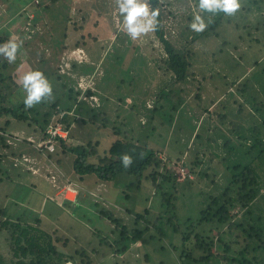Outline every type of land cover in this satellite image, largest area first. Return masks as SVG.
I'll return each mask as SVG.
<instances>
[{
    "label": "rangeland",
    "instance_id": "1",
    "mask_svg": "<svg viewBox=\"0 0 264 264\" xmlns=\"http://www.w3.org/2000/svg\"><path fill=\"white\" fill-rule=\"evenodd\" d=\"M255 1L254 7L263 12L264 0ZM158 9L165 37L180 51L190 52L191 67L183 82L175 83L169 71L163 70L167 57L155 32L133 40L123 30L124 17L118 12L116 0H0V36L9 37L0 47L13 37L18 44L16 59L11 63L0 52V75L4 76L0 95L7 98L5 102L0 100V107L24 102L27 93L21 81L30 71L42 72L52 87L51 97H42L31 108L24 106L25 120L18 121L10 114L0 116V129L4 130L0 132L7 143V147H0V207H4L6 216L20 223H32L35 216L39 217L40 228L61 237L56 244L62 250L73 251L79 241L88 249L91 264L188 261L179 260L181 238L165 225V234L158 241L133 242L122 253L117 252L121 249L116 245L119 230L108 217L99 216V210L109 211L128 231L144 228L145 222L134 221V214L143 213L145 207L149 209L147 218L156 219L161 214V195L146 178L148 169L139 185L135 176L123 172L111 181L101 182L94 175L79 181L69 156H59L60 167L55 158L33 147L39 140L44 115L56 110L52 103L57 97L70 106L67 137L75 144L98 141L99 154H105L110 144L123 135L160 151L166 168L173 171L175 186L168 188L175 195L176 213L182 220L198 221L210 197L228 187L232 164L249 163L255 167L261 185L259 195L249 206L251 218L258 215L264 224V162L260 164L254 152L245 147L250 143L252 117L260 121L259 117L264 116V12L247 17L242 9L231 15L212 14L199 9V0H158ZM196 14L207 25L200 33L190 28ZM215 20L218 25L210 28ZM78 54L86 58L85 62L77 66L64 62L65 56ZM256 59L258 63L254 64ZM78 73H88L92 80H82ZM10 83L17 86L11 84L7 89ZM239 83L250 91H243ZM169 90L182 100L175 112L170 109L172 99L166 100L163 107L155 101L159 91ZM197 91L200 100L195 96ZM77 93L78 101L72 103L70 99ZM256 102L263 103L256 106L257 110ZM152 105L157 109L153 111ZM221 113H225L223 118ZM114 128L119 129V135ZM244 133L246 140L238 137ZM232 139L237 144L233 150ZM225 141L230 142L225 145ZM69 188L71 194H67ZM229 195H235V188L220 198L225 200ZM231 209L243 214L238 202ZM238 229L229 235L226 224L215 220L203 229L199 226L198 231L216 240L218 232L226 230L224 240L236 250L229 253L235 258L232 264H243L236 260L242 259L238 248L254 242L249 238L243 241L244 234ZM153 234L160 235L151 227L144 236ZM193 253L200 252L193 249ZM258 255H264V251L251 249L244 258L252 262ZM196 264L226 263L213 258Z\"/></svg>",
    "mask_w": 264,
    "mask_h": 264
},
{
    "label": "trees",
    "instance_id": "2",
    "mask_svg": "<svg viewBox=\"0 0 264 264\" xmlns=\"http://www.w3.org/2000/svg\"><path fill=\"white\" fill-rule=\"evenodd\" d=\"M241 1L245 2L243 5L240 4V9L243 10V13H246V17L247 14L254 12H264H262V10L260 11V8L256 9L254 7L256 6L255 0L253 4H251L252 0H239V2ZM149 4L152 10H158L159 12L158 0H149ZM209 12L212 13V11ZM215 12L220 14L223 11L216 9ZM156 20L157 25L155 33L162 43L167 57L164 61L165 66L163 70L166 69L169 71L171 79L173 78L172 80H174L175 83L183 82L188 77V70L191 67V61H189L190 52L187 51L186 53L183 50L180 51L165 37L163 30L160 28V13L156 17ZM218 20L220 21L221 18ZM218 20L213 21L210 28H213L212 26H217ZM247 20L249 22L248 18ZM257 22L259 23L260 21L257 20ZM8 38L9 37L0 36V45L6 42ZM262 44H264V40ZM256 63H258V59L255 60L254 64ZM3 78L4 76L0 75L1 81ZM11 84L13 83L8 84V87L6 88L9 89ZM242 84L243 83H239V85ZM242 86L243 91H250V88L247 85L243 84ZM248 94H250V92ZM77 95L78 93L71 97L70 101L72 103L78 101L76 100ZM195 96L198 100L201 99L198 91ZM169 99H172L174 102L170 109L175 112L182 103L180 96H176V93L172 90L159 91L155 96V101L156 103H159V107H163L164 102ZM0 100L1 102H5L7 98H5V95H0ZM66 102L67 101H64L60 97H57L53 101L52 105L56 110L44 115V124L41 125L39 138L44 139L47 137L45 126L48 118L51 117L53 113H57L61 110L65 111L64 116H62L60 120L63 123V127L67 130L68 136V129L71 126V120L68 118L71 115L67 112L70 110V106ZM133 104L134 102L132 105ZM254 105V109L257 110V107H260L259 105H263V103L259 102L257 104L256 102ZM24 106V102H20L18 106L3 105L0 107V116L10 114L18 121L25 120L27 117L25 113L22 112ZM240 108L241 107L238 109L240 110ZM156 109L157 105L153 107V111ZM249 114L252 116L251 113ZM224 116L225 113L220 114L221 118ZM72 117H75V115ZM259 118H261L260 121H258L256 117H252L251 123L248 127L250 143L248 145L245 144V147H248V152L249 150L254 152L255 158L261 164V162H264V116H260ZM5 124L8 126L9 121L6 120ZM237 128H240L239 130H241V126H237ZM0 130L4 131L3 129ZM237 131L236 134L238 133ZM113 132L116 135L120 134V131L117 128H114ZM67 136L65 139L60 138V143L52 152L47 150L39 152L47 155L49 158H55V163L60 167H62V165L61 157L59 156H69L72 171L77 175L76 178L79 181H83L84 177H87V175H94V177L101 182L111 181L117 174L123 172L135 176L137 184L139 185L144 171L148 169L149 173L146 178L151 181L153 188H155L161 195L159 204L161 207V214H159L156 219L151 221L147 218L146 214L149 213V209L146 207L144 208L143 213L134 214V221L145 222L143 229L132 228L131 231H128L126 226L121 223V220L113 217L109 211L99 210V216L108 217L119 230V240L116 241V245H120L121 249L117 252L122 253L133 242L140 241L142 244H148L151 241H158L159 237L165 234L163 230L164 228H162L163 225H165L166 227H169L174 234H178L181 238L183 249L178 258L182 263L188 261L186 264H196L199 262H209L213 258H218L226 264H232L235 262V258L231 257L229 253L236 250H233L232 246L224 240V235L226 230V232H229V235H231V233H234V231L237 232L236 230H239L238 228H240L244 234L242 237L243 241L249 238L254 243L250 245V243L247 242L245 245L241 246V249L238 248V252L242 254V259H240V261L239 259L236 260L243 264H245V262L248 264H264V255L254 256L252 262H250V260L245 261L244 258V253H249L251 249L255 251L258 249L260 252L264 251L263 221L258 215L252 220L249 207L251 202H253L259 195L261 185L256 178L257 174L255 173V167H252L249 163L241 164L240 162H235L232 164L233 173L230 175L228 187L224 188L223 193L210 197L207 206L204 209H201L198 221H193L191 219L182 220L176 213V206L174 204L175 195H173L168 188H174L175 186L173 171L170 168H166L165 165L167 164L158 155L160 154V151L150 148L146 144L142 145L138 141H133L120 135L110 144L107 153L99 154L98 141L78 142L75 144L70 141ZM238 137L244 140L248 138L246 135H239ZM229 142L230 141H225L224 144L228 145ZM235 146H237V144L232 139L230 142V149L233 150ZM0 147H7L6 137L1 132ZM33 147L36 149L35 146ZM246 153L247 151H243L244 155ZM124 154H127L132 158L131 164L128 168H125L121 162V157ZM220 159H223V157ZM163 167L164 169H160ZM232 188H235V195H229L227 199L221 200L220 197L224 196L228 191H231ZM237 202L243 210V214L241 215L233 213L231 209V207L235 206ZM5 214L4 207H0V219L4 218L0 221V264H91V257L88 249L83 245H80L79 241H76L77 243L75 242L73 251H65L62 250L61 247L59 248L56 243L61 240V237L56 234L52 236L40 228L39 224L41 219L39 217L35 216L32 223L27 221L20 223V221L12 220L11 217L6 216ZM240 217L243 218L241 221H238ZM215 220L226 224V230L218 232L216 240L208 234H203L202 231H198L199 226L200 229H203L205 224L208 222L213 223ZM258 223H260L261 226H259ZM151 227L160 234L158 237H156L155 234L144 236L145 231L151 229ZM103 240L106 241V239ZM171 245L175 246L173 243ZM190 246H192V248ZM213 247L214 249L212 250ZM193 249L198 250L200 253L195 255Z\"/></svg>",
    "mask_w": 264,
    "mask_h": 264
},
{
    "label": "clouds",
    "instance_id": "3",
    "mask_svg": "<svg viewBox=\"0 0 264 264\" xmlns=\"http://www.w3.org/2000/svg\"><path fill=\"white\" fill-rule=\"evenodd\" d=\"M118 4V12L122 14V28L127 32L131 39L137 40L142 35L154 33L156 30L157 20L159 15L158 10L150 8L149 0H116ZM241 7L239 0H199V9L207 11H215L219 9L231 15ZM207 25L199 14L194 16L190 28L200 33L204 31ZM16 37L11 38L7 43L0 47V52H4L8 61L11 63L16 59V50L18 44L15 42ZM22 87L27 93L24 99L26 107L31 108L40 103L42 97L52 96V87L48 80L40 71H30L22 78ZM131 156L124 154L121 157V162L125 168L131 164Z\"/></svg>",
    "mask_w": 264,
    "mask_h": 264
},
{
    "label": "built area",
    "instance_id": "4",
    "mask_svg": "<svg viewBox=\"0 0 264 264\" xmlns=\"http://www.w3.org/2000/svg\"><path fill=\"white\" fill-rule=\"evenodd\" d=\"M64 112V110H61L51 115V120L48 126L45 127V133H47V137L44 139L39 138V140L34 144L38 151L47 150L52 152L60 143V138H66L67 130L63 127V123L60 120V118L64 116ZM60 131H64L65 134L62 135ZM181 172L183 171L181 170Z\"/></svg>",
    "mask_w": 264,
    "mask_h": 264
},
{
    "label": "crops",
    "instance_id": "5",
    "mask_svg": "<svg viewBox=\"0 0 264 264\" xmlns=\"http://www.w3.org/2000/svg\"><path fill=\"white\" fill-rule=\"evenodd\" d=\"M78 56L79 57H75V56H72V57H67V56H65L64 57V62L66 63V64H68V63H72V64H75L76 66H77V64H81V63H83V62H85V60H86V58L84 59V57L82 56V54H78ZM63 57V56H62ZM65 66H68V65H65ZM79 67H82V66H78V68ZM70 69V68H69ZM69 69L68 70H66V71H69ZM64 70V71H65ZM73 72H75V71H69L68 73L70 74V75H76V72H75V74H73ZM79 74V73H78ZM79 75H81V78H82V80L84 79V80H87L88 78H90L91 80H92V76H90V74H88V73H82V74H79ZM126 99H129V97H125ZM130 100V99H129ZM73 125V124H72ZM7 127H9V125L7 126ZM35 144V143H34ZM34 144H33V146H34ZM34 154H35V156L36 155H38V153H35L34 152ZM28 161H30V159L28 158Z\"/></svg>",
    "mask_w": 264,
    "mask_h": 264
},
{
    "label": "bare ground",
    "instance_id": "6",
    "mask_svg": "<svg viewBox=\"0 0 264 264\" xmlns=\"http://www.w3.org/2000/svg\"><path fill=\"white\" fill-rule=\"evenodd\" d=\"M68 190L70 191H67V194H71L72 193L71 191H73L72 188H69Z\"/></svg>",
    "mask_w": 264,
    "mask_h": 264
}]
</instances>
